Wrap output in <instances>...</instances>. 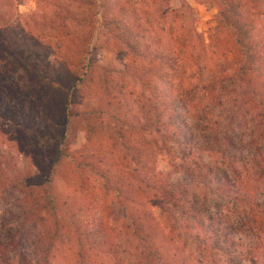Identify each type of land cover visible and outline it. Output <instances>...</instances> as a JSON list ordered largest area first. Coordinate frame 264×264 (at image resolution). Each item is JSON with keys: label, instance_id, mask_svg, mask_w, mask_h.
<instances>
[{"label": "trees", "instance_id": "16d2710c", "mask_svg": "<svg viewBox=\"0 0 264 264\" xmlns=\"http://www.w3.org/2000/svg\"><path fill=\"white\" fill-rule=\"evenodd\" d=\"M179 1H57L37 34L14 19L11 0H0V70L27 87L25 114L0 99V118L30 158L25 170L3 169L20 213L18 235L0 237L2 264H55L69 241L73 264H124L123 248L159 264H264L258 187L218 160L219 149L204 159L186 131L197 90L221 102L233 84L238 105L224 128L249 117L264 143V33L246 13L250 2L264 15V0H214L208 45ZM101 51L117 65L99 61ZM218 134L236 148L234 133ZM180 175L233 200L235 211L210 208L207 190L184 189L173 182ZM98 194L112 201L127 247L108 228L110 212L87 219Z\"/></svg>", "mask_w": 264, "mask_h": 264}, {"label": "rangeland", "instance_id": "374dc122", "mask_svg": "<svg viewBox=\"0 0 264 264\" xmlns=\"http://www.w3.org/2000/svg\"><path fill=\"white\" fill-rule=\"evenodd\" d=\"M12 1V13L13 17L24 29H32L38 33H45L43 23L45 16L50 14L53 5L57 2L74 3L77 4L78 0H11ZM185 2L191 7L192 11V24L196 30L200 33L202 39L208 45L210 43L209 37L215 26L218 7L214 0H185ZM179 0H170L171 7H179ZM262 7L259 3H248L246 5V13L251 17L253 26L258 33H264V15L261 12ZM187 21V17L183 20ZM179 23V22H178ZM96 56L99 61L109 66H116L117 61L113 53L108 51L97 52ZM10 77H13L14 82L10 81ZM217 87V86H216ZM222 98L221 102H217L213 98L207 96L202 90H197L192 97V104L195 105L197 113L192 114L188 118L187 133L193 138V142L196 145H201V152L206 159L205 154L207 151L219 149L217 154L218 160L232 161L238 172L248 176L251 181L258 187V199L261 201L264 208V143L256 139L255 135L251 134V120L249 117L236 118L230 124V129L224 128L228 124V109L237 108L238 98L235 96V86L233 84H227L226 89L221 90ZM234 91V92H233ZM27 92V87L20 82L15 72L8 71L3 72L0 70V99L4 104H9L13 108L22 109L21 113L25 114L27 111L25 104L21 101L24 93ZM236 99V104H232L229 98ZM236 97V98H235ZM22 102V103H21ZM221 103V104H220ZM20 104L23 106L21 107ZM127 105H131V101L127 102ZM225 129L227 132L234 133L238 138L235 140L236 148H229L226 144H223V140L220 138L219 131ZM233 131H232V130ZM217 138V141L214 138ZM82 138V136H80ZM22 144L16 138L14 128L8 121L0 118V237H8L9 233L17 234V226L19 224V213L17 199L19 193L15 189L11 188V184L6 180V176L3 174L4 167L17 166L18 169L25 170L30 164V158L28 151L22 148ZM223 148V150H222ZM208 149V150H206ZM173 182H177L180 185H184L188 191L201 196L202 191L207 190L208 199L207 202L214 206L227 211L228 209L235 208L233 200L218 196L216 192H212L205 184L198 185L196 181H191L182 175L173 178ZM213 186V184H209ZM72 194V189H67ZM98 201H93L95 206L92 211H85L87 219L92 216L97 219L104 215L103 209L110 212L108 220L110 224L108 228L118 234V241L123 244V247H127L126 236L122 230L118 227L121 223L117 220L114 214V206L111 200L104 199L101 195L96 196ZM81 200L80 203H85L86 200ZM92 202V203H93ZM232 207V208H231ZM103 208V209H102ZM242 213V212H241ZM82 215L84 213H81ZM80 215V218L81 216ZM237 217L238 213H232L230 217ZM85 217V216H83ZM235 217V218H236ZM113 221L112 219H115ZM21 231V230H19ZM24 231V230H23ZM25 232V231H24ZM18 235V234H17ZM61 250L58 253L55 264H73L74 244L72 241L64 243L61 246ZM124 248L121 251L122 257H124V264H159V261L154 260L151 255L138 254V252L124 253ZM12 256H9V258ZM7 264H16L12 259L7 260ZM0 264H2L0 262ZM109 264V263H107ZM161 264V262H160Z\"/></svg>", "mask_w": 264, "mask_h": 264}]
</instances>
